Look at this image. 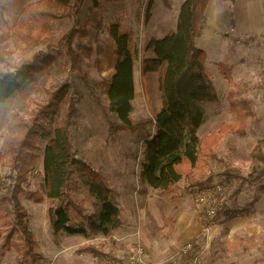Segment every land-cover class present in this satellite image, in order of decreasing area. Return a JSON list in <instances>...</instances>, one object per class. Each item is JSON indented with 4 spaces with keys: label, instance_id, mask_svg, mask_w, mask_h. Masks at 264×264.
<instances>
[{
    "label": "rangeland",
    "instance_id": "rangeland-1",
    "mask_svg": "<svg viewBox=\"0 0 264 264\" xmlns=\"http://www.w3.org/2000/svg\"><path fill=\"white\" fill-rule=\"evenodd\" d=\"M40 1L0 0V34L10 32L2 43L9 64H0L1 72L11 71L10 67L31 60L49 47L58 46L62 56L35 82L26 84L15 97L0 105V181L5 182L8 174L9 142L17 135L19 122L34 106L32 101L39 98L40 86L69 80L80 95L73 106L71 143L78 156L108 181L120 208V227L113 231L111 239L99 235L86 240L64 234L57 240L52 238L46 219L50 202L46 198L43 157L53 127L44 124L49 135L37 141L39 160L23 185L21 202L29 214L39 251L46 257L45 264H264V178L244 184L236 194L237 183L223 176L224 171L232 170L248 176L249 154L264 136V0H210L195 39V46L206 53L205 69L218 96V103L202 106L205 121L197 136L202 138L222 123L233 122L227 101L229 87L218 72L219 62L231 69L234 84L240 86V96L250 101L254 113L246 136L226 133L214 150L216 160L209 162L206 174L210 181L202 189L209 188L207 205L220 203L222 208L209 222L207 233L201 230L206 210L197 200L202 189L190 192L183 179L177 183L173 197L165 200L159 189L141 183L144 142L129 133H108L99 107L81 81L85 78L99 83L113 74L114 44L107 29L110 23L119 22L132 34L135 45L131 116L135 120L154 118L161 105L159 77L151 62L153 51L145 46L150 38L160 39L175 31L179 8L185 0H155L146 28L142 26L143 0H101L95 12L90 0H73L66 16L49 21L50 38L25 45L13 34V28L21 11ZM51 10L55 15L62 13ZM74 59L76 66L71 69ZM144 59L154 73L148 77L142 67ZM100 101L106 104L104 97ZM76 184L74 200L84 202L87 213L95 212L94 198L80 181ZM84 244L97 249L99 257L79 252ZM189 246L194 248L193 258L183 263L181 255ZM0 264H17L16 253L7 252Z\"/></svg>",
    "mask_w": 264,
    "mask_h": 264
},
{
    "label": "trees",
    "instance_id": "trees-1",
    "mask_svg": "<svg viewBox=\"0 0 264 264\" xmlns=\"http://www.w3.org/2000/svg\"><path fill=\"white\" fill-rule=\"evenodd\" d=\"M100 2L90 0L93 12L100 7ZM154 2L143 0L141 16L144 28L152 19ZM209 2H182L175 31L168 32L160 39L150 38L145 46L146 50L153 51L151 62L159 77L161 109L154 118L135 120L131 116L135 45L132 34L126 32L119 22L110 23L107 29L114 44L115 61L111 77L99 83L80 77L88 96L99 107L108 133L140 136L144 142L140 182L152 189H159L165 200L173 197L177 183L183 179L190 192L205 187L210 181L206 170L209 162L216 160L214 150L224 135L231 133L245 137L248 122L254 118L252 105L247 98L240 96V86L234 84L231 69L219 62L218 72L229 87L227 101L233 122L222 123L216 131L202 138L197 136L205 121L202 106L218 103L211 77L205 69L206 53L195 46ZM72 3L73 0H41L28 5L21 11L13 34L25 45L50 38L49 21L66 16ZM51 9L62 13L55 15ZM9 37L10 32L7 30L0 34L1 65L9 64L2 50V43ZM60 57L58 46L49 47L31 60L10 67L11 71H0V105L15 97L26 84L35 82ZM76 62L74 59L71 69L75 68ZM142 67L145 73L153 71L146 59ZM39 92V98L32 101L34 106L26 118L19 122L17 135L9 142L8 174L5 182L0 181V260L13 250L17 264L46 262L30 229L29 214L21 202L23 185L39 160L35 152L37 141L49 135L44 124L53 127L43 157L46 198L50 202L46 219L52 238L57 240L64 234L86 240L99 235L111 239L113 231L120 227L116 192L100 172L78 156L71 143L73 106L75 100H80L76 87L66 80L55 85H41ZM99 93L105 98L106 104L100 101L102 97ZM249 155L248 176L233 170L223 172L227 180L237 183L236 194L244 184L259 182L264 178V136ZM77 180L94 198L95 212L87 213L85 203L74 200ZM35 201L42 202L41 199ZM78 251L95 257L100 255L89 244L82 245ZM193 251L191 246L181 255V261L186 263L192 259Z\"/></svg>",
    "mask_w": 264,
    "mask_h": 264
},
{
    "label": "built area",
    "instance_id": "built-area-1",
    "mask_svg": "<svg viewBox=\"0 0 264 264\" xmlns=\"http://www.w3.org/2000/svg\"><path fill=\"white\" fill-rule=\"evenodd\" d=\"M208 189L209 188L206 187V188L200 190L198 192L199 194H198V199H197L199 205H201L202 208H205V210H206L205 214H204V218H203L204 219L203 220V224H202L203 227L201 229L203 233H207L210 230L209 222L211 221L212 218L215 217L216 212L218 210H221V208H222V205L220 203H217V204H215L213 206L207 205V203H206V194L208 192ZM188 248H190V246Z\"/></svg>",
    "mask_w": 264,
    "mask_h": 264
},
{
    "label": "crops",
    "instance_id": "crops-1",
    "mask_svg": "<svg viewBox=\"0 0 264 264\" xmlns=\"http://www.w3.org/2000/svg\"><path fill=\"white\" fill-rule=\"evenodd\" d=\"M236 1H237V0H236ZM236 1H235V2H236ZM251 32H252V31H251ZM152 54H153V52H152ZM151 59H153V57H152ZM154 73H155V76H158V72L155 71ZM154 73H153V72H149V73H144V75L148 77L149 75L154 74ZM133 81H134V78H133ZM133 84H134V82H133ZM134 91H135V89H134ZM134 95H135V94H134ZM132 106H133V104H132ZM160 109H161V105H160L159 111H160Z\"/></svg>",
    "mask_w": 264,
    "mask_h": 264
}]
</instances>
